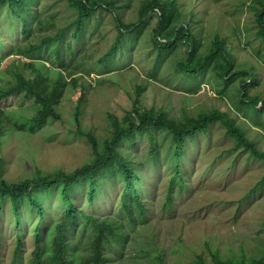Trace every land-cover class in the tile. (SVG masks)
I'll list each match as a JSON object with an SVG mask.
<instances>
[{
    "label": "rangeland",
    "instance_id": "374dc122",
    "mask_svg": "<svg viewBox=\"0 0 264 264\" xmlns=\"http://www.w3.org/2000/svg\"><path fill=\"white\" fill-rule=\"evenodd\" d=\"M141 0H118L116 13L124 23L137 22V9ZM251 0H177L179 8L190 29L200 42V53L210 46L215 35L227 38V49L235 59L237 68L251 66L249 97H258L261 102L256 112L251 108L236 109V92L239 78L230 83L218 81L211 66L196 76L174 73L175 64L184 58L186 48L162 53L156 72L150 73L157 57L151 46L152 29L157 16L152 13L144 25L134 34H125L123 45L112 62L100 67L96 62L104 56L114 42L117 31L109 13L98 11L87 22L79 39L68 32L63 41L60 60L56 62L50 49L41 62L50 73H73L77 86L85 82V91L68 87L64 91L57 111L58 122L48 121L37 130H30L29 120L37 111L30 98L20 94L7 101L4 106L5 123L0 138V177L8 182L31 178L36 172L43 174L61 170L72 172L91 159V149L84 138L78 136L73 124V111L81 93L85 101L81 104L80 123L82 130L91 133L98 142L108 136L109 114L121 119L131 110L134 87L141 86L140 108L163 110L169 116L184 120L199 113L219 110L237 117L247 137L255 141L264 151V42L256 36L257 25L254 11L248 6ZM32 13L41 15L43 25L35 28L30 18L29 35L22 36L19 30H2V42L11 49H3L8 58L3 63L24 60L16 56V48L27 49L36 45L44 36H53L69 24L75 12L68 8L65 0H39L33 4ZM193 14V18L190 15ZM53 19L51 25L48 19ZM12 25H19L13 21ZM16 33V35L14 34ZM17 38L12 40L11 37ZM70 44V49L66 48ZM13 56V57H12ZM16 56V57H14ZM35 58V56H33ZM32 63V62H30ZM229 76H227L228 78ZM8 76L0 71V85L6 86ZM7 125V126H6ZM23 125V128H21ZM157 152L149 157V142L145 136L134 137L127 151L136 160L140 170L142 186L138 188L146 208L143 220L126 224L119 209L118 198L122 186L116 180L103 184L101 195L88 203L86 187L77 186L71 191L78 208L97 218L112 216L125 224V239L113 243L106 252L107 264H177L187 263L196 255H202L211 264L209 252L218 251L220 257H259L264 253V181L254 190L264 176V163L240 150H232V141L225 136L219 124L212 125L205 134H198L187 141L179 162L182 184L172 180L175 172L173 151L164 132L155 134ZM60 188L41 192L39 201L45 208V221L41 227V242L45 252L51 250L53 223L61 219L63 204ZM252 191V192H250ZM249 193V196H245ZM170 194V203L166 204ZM0 212V264H12L14 236L19 231L23 236V251L16 264H28L33 249V229L37 221L34 211L19 206L22 226L17 230L7 212L9 205ZM80 229L81 225L78 224ZM78 250H85L87 239L81 231L73 236ZM145 251L148 256L142 254ZM160 254L161 257L155 258ZM74 264H79L75 262Z\"/></svg>",
    "mask_w": 264,
    "mask_h": 264
},
{
    "label": "trees",
    "instance_id": "16d2710c",
    "mask_svg": "<svg viewBox=\"0 0 264 264\" xmlns=\"http://www.w3.org/2000/svg\"><path fill=\"white\" fill-rule=\"evenodd\" d=\"M39 0H0V71L7 74L6 86L0 85V138L4 132L5 114L4 104L17 95L30 98L37 111L29 120L30 130L43 127L48 121L58 122L61 116L57 107L63 98L64 91L68 87L75 91H85V82L77 86V80L73 73L62 72L50 73L49 68L40 61L42 56L54 54L56 62L60 60L63 41L70 30V37L79 39L87 22L98 11L109 13L114 22L117 35L104 56L96 64L105 67L112 62L115 56L121 57L118 51L122 48L125 34L132 35L144 25L148 15L154 13L157 21L152 29V48L157 51V57L150 73L156 72V66L160 63V55L167 53L179 46L186 48L184 58L174 66V73L186 76L188 79L195 78L211 66L214 76L218 81L230 83L236 77L239 78V89L236 92L237 107L239 111L251 108L256 112V106L261 102L258 97H249V80L252 76V67L247 69L237 68L235 59L227 49V38L215 35L209 48L200 53V42L190 29L189 20L182 14L177 0H141L137 9V22L124 23L116 13L118 0H65L68 8L75 12V17L69 24L58 30L53 36H44L36 45L27 49L16 48V56L24 60V66L19 67L18 61L3 63L8 54H3V49L10 50L2 42V30L9 32L19 30V35L28 36L31 29L29 19L34 18L35 28L40 30L43 25L41 15L32 13L31 8ZM249 9L254 11L257 25L256 36L264 42V0H251ZM193 18V14L190 15ZM13 21L19 25H12ZM53 25L54 20L48 19ZM2 29V30H1ZM16 35V33H14ZM12 36L11 39H16ZM70 49V44L66 43ZM50 49V54L45 53ZM14 56V57H16ZM35 56V58H33ZM13 57V56H12ZM32 62V63H30ZM227 76H229L227 78ZM143 87H134V99L131 110L126 112L121 119L115 115L107 116L110 131L108 136L98 142L89 132L82 130L80 123L81 104L85 101L83 93L77 99V106L73 111V124L75 133L84 138L91 149V159L72 172L57 170L49 174L36 171L31 178L8 182L0 177V212L4 204L9 205L7 212L13 214L12 222L17 230L22 226L19 206L25 204L28 212L34 211L38 218L33 229V249L28 258V264H107L106 252L111 250L113 243L120 244L125 238V224L112 216L97 218L94 214L86 213L78 208L74 199L70 197L74 187L85 186L88 203H93L96 196L101 195L103 184H112L118 181L122 186L119 193L117 212H121L126 224L134 225V220L145 218V205L138 190L142 180L136 160L127 151V145L133 143L134 137L145 136L149 142L148 154L154 158L157 152L155 134L164 132L169 141L168 148L173 151L175 172L172 180H178L182 184L179 162L185 150L187 141L193 140L198 134H205L214 124H219L232 143V150L247 153L254 159L264 163V151L258 144L247 137L237 117L230 116L227 112L210 110L199 113L195 117H186L184 120L169 116L165 111L140 108V95ZM264 101V99H263ZM264 112V110H263ZM6 124V123H5ZM7 126V125H6ZM258 127L264 129L262 124ZM23 128V125L22 127ZM264 176L255 185L254 190L261 186ZM60 188V197L63 204L61 219L53 223V236L51 250L45 252L41 242V227L45 221V208L37 201V195L41 192ZM252 192V191H250ZM245 196H249L247 193ZM166 204L170 203V194L167 195ZM80 223L81 227L78 228ZM79 231L85 235L87 242L85 250H78V244L73 236ZM14 236L13 262L16 264L20 253L23 251V236L18 232ZM142 254L148 256L143 251ZM211 264H264V253L259 257L246 258L243 254L237 257H220L219 252H209ZM160 258L158 254L155 258ZM163 264V263H161ZM177 264H207L202 255H196L187 263Z\"/></svg>",
    "mask_w": 264,
    "mask_h": 264
}]
</instances>
